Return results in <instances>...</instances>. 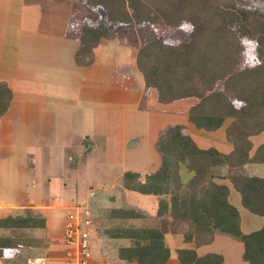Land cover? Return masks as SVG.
Returning a JSON list of instances; mask_svg holds the SVG:
<instances>
[{
    "label": "crops",
    "instance_id": "0c3cea01",
    "mask_svg": "<svg viewBox=\"0 0 264 264\" xmlns=\"http://www.w3.org/2000/svg\"><path fill=\"white\" fill-rule=\"evenodd\" d=\"M2 3H5V11H7L6 13L4 12V15L9 17L10 20L7 22L13 25L14 30L8 33V31L1 30L0 28V49H2L3 52V59L0 58V78L3 80L0 79V83L5 84V87L10 90L8 108L0 117V179L1 176L7 175L8 179L12 181V187H10L9 184L3 186L0 180V219L13 217V215L8 214L15 212L18 207L28 208L36 214H39L36 216L42 217L44 224L43 227L28 228L30 230L27 236L33 238L34 235L32 234H36L37 232V234H42L45 240H47L51 228L50 226L56 224L55 218L52 216L54 215L53 212L56 210L44 209L32 205L19 206L21 203H37V201L34 202L33 197L32 201H30L31 197H28V192L31 189H28V184L32 181L35 182V185L36 182H39L38 184L43 183L44 188L42 193L44 191H47V193H43L41 197H46L47 194V201L50 200L62 204L79 200L84 194L81 193V196L78 195L81 189L82 192L83 190L94 189L92 186H88L80 180L81 176L88 172L89 164L94 165L95 163L98 164L99 162L101 164V162H103L106 164V167H108L106 168L107 170L110 168L109 164L120 166L115 179H109L108 188L103 190V192L110 193V186H114L113 180L119 179L120 181L121 174L126 171L122 168L124 164L125 116L130 111H141L147 114V117L143 121L146 132V138L144 139L146 152H144L145 157L143 158L144 162L142 165L145 166V170H143L142 173L138 172L140 176L151 174L158 168L160 159L154 144L159 131L167 125H179L181 134L194 140L198 148L205 149L213 147L222 153H229L231 151V147L229 146L231 143L227 145V143L218 142L219 145L216 146L201 143V140L208 139L207 134L217 132L220 128H222V131L225 133L229 121H224L223 124L215 130H203V132H207L205 133L206 135H204V133H197L196 131L202 130L195 129L187 120L188 109L196 102L193 101V97L172 100L166 104L157 103L154 90L146 88L143 85L141 74L135 65L136 52L131 54L130 51V55L133 56H130V62L132 59L134 61V70H132V65H130V63H123V59L120 60L121 56L123 57V55H120L122 49L114 53L115 50H113V48L111 49L103 44L108 38H102L104 39L103 42L100 39L101 41L99 40L91 49L90 63L88 65L77 63L74 56L78 48V41L66 36L65 32L71 17H74L75 20L79 19L77 18L79 15L76 14L79 8L85 6L83 3L73 0H5V2L2 1ZM99 8L101 7L98 6V9ZM74 11H77V13ZM90 24L94 23L90 22ZM15 44L16 48H14ZM250 44L253 43L251 42ZM126 50L128 51L129 49ZM24 53L25 55H23ZM244 53L245 52L242 51V55H244ZM125 54L127 53L125 52ZM117 55H119L118 58H116ZM6 58L9 65L8 68L4 67V69L6 68L5 72L2 68L3 63H6ZM21 59H23L24 62H21ZM20 63H24L25 70L32 72H25L26 76L32 74L36 77L33 90H38L37 99L21 95V90L23 89L17 87L11 80V76L15 75L14 73H19ZM127 65H129L131 69ZM118 67H121V69L129 67L128 69L131 71H136L141 77V87L133 80L131 74H126L122 70L118 71ZM113 79L118 81L119 84L115 85ZM132 81H135L134 83L137 84V91L134 88H130L133 87ZM24 93L31 94L27 90L24 91ZM184 100H192L191 102L193 103H190L188 107H181L178 109L170 107L174 113L172 110L165 109V107L175 106V103H180ZM32 106H37L38 113L44 112L47 107V137L40 136V138L43 137L45 141L41 140V142H39V140H34L32 128L29 129V123L26 121L27 117L28 119L31 117L27 116L26 109L31 110ZM61 108L70 115L68 118L69 122H66L64 125L61 124L62 120L60 119ZM159 108H164V111H169V113L159 112ZM73 111L74 113H72ZM22 113V135H19L21 128L18 127V121ZM173 114L180 116V120H176L174 117L168 124L166 123L164 126L160 124L161 120L164 119L166 115L170 117ZM163 115L165 116L160 119ZM168 117H166V119H168ZM6 122L10 124V128L6 125ZM37 126L39 127H35V132H42L43 125L41 126L39 124ZM261 135L264 136V133H259L258 135L250 137L251 142L254 137H259ZM75 136V141H72ZM261 142H263V140L259 143ZM88 143H90V153L83 149V146L86 147ZM147 144L149 145V149L147 148ZM256 145L254 147L252 146V150H254ZM38 147H43V149L37 150ZM70 148H78L76 153L82 156L77 163L74 162L73 157L68 156ZM43 151L47 152V161H49L50 164L47 165L46 171L42 170L43 172L41 171V173H39L36 168V160L38 153ZM102 153L106 155L105 160L100 159V154ZM21 157L25 160L23 161ZM64 162L73 163L69 166H72V169H74L73 171H75V174L71 176L70 174L62 172L63 177H65L67 181V186L63 183L64 181L61 180L62 177L60 174L57 177L49 174L50 168H52V170L54 168L56 171L60 169ZM223 167H225V171H222ZM218 169L220 174L223 175L239 173L242 175L264 176V163H244L234 167L226 165L220 166ZM238 170H242L243 172H238ZM79 171L82 173L78 174ZM31 175L33 178L29 179L28 176L31 177ZM37 176L40 179L39 181L36 179ZM43 176L47 179L41 182ZM29 180L31 181L29 182ZM215 182L228 184L226 179H215ZM13 184H18V187L13 186ZM70 186L75 188L69 189L68 187ZM31 187L34 188V190L37 189L35 186ZM228 187L227 201L237 209L240 229L242 231V221L239 212L242 207L239 203V196L231 185ZM34 190L33 193H35ZM118 191H120L121 195L128 190L121 188ZM232 192L236 194V203L231 202V198L234 194ZM153 196L154 198L158 197L156 195ZM113 197L114 196H108V202L112 201ZM154 206L153 202L149 206L148 211H150L151 214L154 213L156 209V206ZM107 208H131L133 212L132 216L127 218H109L106 215L105 218L108 220H126L133 217L135 212L134 208L128 204L115 205L114 207ZM137 211L142 213L141 215L143 218L148 217V215H146L148 211H143L141 209H137ZM67 212L66 209L63 214ZM167 216L173 220H182L171 217L168 211ZM260 217H262L261 222L256 224L258 225L256 228L242 232H250L264 224V215ZM250 222L253 223L252 220ZM110 225L114 228L118 227L117 230L129 227H155L145 224L140 226L127 225V227L114 224ZM112 227L106 228L104 233H111L110 230ZM3 229L7 230L12 228L0 227V231ZM161 232L163 235V243L168 248V257L162 264H181L177 258V252L181 249L192 251L196 257H202L208 253L219 254L222 258L221 264H246L241 258V243L226 235L217 233H213L211 236H206L204 233L197 235L199 232L194 229L191 230V232H186L179 236L182 242L181 245H178L179 239L177 238V234H166L165 231L162 230ZM184 236L189 238L184 239ZM3 237V235H0V238ZM49 238L51 239L50 234ZM116 238L117 237H111L113 240ZM126 240L130 242L128 238H126ZM229 240L236 242L237 245L233 246ZM220 243L223 245H220ZM45 244H47V241L42 242L40 239L33 238L30 245H35V248L23 245L22 242L14 247H1L0 264H50V260H47V245ZM49 245L52 246L51 244ZM130 245L131 243H129V245L123 244L115 248H112L113 245H103L101 247L104 249L103 253L100 254L97 260H91L92 257H90L89 264H136L135 261L125 260L118 256L119 248ZM26 246L31 248V250L24 248ZM114 252L116 255L115 259L113 258ZM227 256L231 258L230 261H226L225 257Z\"/></svg>",
    "mask_w": 264,
    "mask_h": 264
},
{
    "label": "trees",
    "instance_id": "16d2710c",
    "mask_svg": "<svg viewBox=\"0 0 264 264\" xmlns=\"http://www.w3.org/2000/svg\"><path fill=\"white\" fill-rule=\"evenodd\" d=\"M88 7L100 6L103 20L96 24L77 23L69 19L65 35L78 41L75 61L90 63L91 49L102 38L112 36L111 25L134 23L136 25L156 24L160 18L168 25L191 24L193 31L184 43L166 44L150 30L143 45L136 51L135 65L141 74L143 85L155 92L157 103L166 104L172 100L193 97L197 102L188 109L187 120L198 130L211 131L228 120L226 138L231 143L229 153H222L213 147L198 148L188 136L181 134L180 126L167 125L159 131L154 147L159 155V166L155 172L140 176L135 171H124L120 176L121 187L140 194H163L168 203L167 211L173 218L186 220L198 234L226 235L242 245L241 258L246 264H264V224L250 232L240 229L239 214L235 206L227 201L229 185L238 193L240 206L248 213L264 215V176L242 174H220V166H239L244 163H264V141L250 153V137L264 133V13H256L251 23H241L240 16L233 9L210 10L215 25L209 36L196 37V32L206 30L207 15H189L184 0H171L168 12L182 14L174 20L163 18L151 5L143 0H73ZM163 6V7H164ZM189 11V13H186ZM161 13H164L161 9ZM176 13H170L175 15ZM164 15V14H163ZM195 16V17H194ZM183 21V22H182ZM196 22H201L197 25ZM241 37L254 44L258 63L253 67L238 68L240 64ZM234 41L233 44L232 42ZM239 47V48H237ZM234 49V50H233ZM237 54L230 60L220 76L229 89L214 90L216 73L207 74L205 88L212 90L203 96L196 89L194 78H204V66L219 67L220 54ZM219 54V55H218ZM223 69V68H222ZM225 85V84H224ZM10 102V90L0 83V117ZM180 169L190 172L181 180ZM226 179L228 184L215 182ZM89 217L90 214L88 213ZM109 218L132 216L131 209L112 208ZM42 217H8L0 219L4 228L43 227ZM87 229V228H86ZM88 230V229H87ZM131 245L118 249V256L136 264H162L168 257V248L163 235L156 227H129L122 229ZM88 230V237H89ZM189 237L184 236V239ZM19 242L11 237L0 238L1 247H14ZM181 264H221L219 254L208 253L196 257L192 251L178 250Z\"/></svg>",
    "mask_w": 264,
    "mask_h": 264
},
{
    "label": "rangeland",
    "instance_id": "374dc122",
    "mask_svg": "<svg viewBox=\"0 0 264 264\" xmlns=\"http://www.w3.org/2000/svg\"><path fill=\"white\" fill-rule=\"evenodd\" d=\"M5 2V0H0V28L1 30H6L8 31H13V25H10L7 21L9 20V17L4 15V12L6 13L7 11L4 4L2 3ZM147 3H149L151 5V7L153 8V10L155 11V13L159 14L163 17V18H168L169 20H174V17H179L182 13L179 12V10L177 9L176 12H168V9H166L168 6L170 7V5H166V7L164 6L166 3H169L171 0H143ZM184 4H186L185 7L186 9L188 8H192L193 12L189 13V11H187L186 13H189V15H207L209 17V21L208 22H203V24L207 25V27L205 28L206 30H203L202 32H196V37H204L206 35L209 34V32L207 30H210V28H213L215 25V19L212 20V14L211 12H209L210 10H215L217 8H222V9H233V11H235L241 19V23L245 22V23H251L253 17L255 16V14L258 13H264V0H184L182 1ZM85 5V4H84ZM86 6V5H85ZM81 7L79 8L77 11H74L75 13H77L76 15H79V19H76L77 23H81V22H85L87 24H90V22H93L94 24L99 23L100 21L103 20L104 17V12L101 8L98 9V6L95 7ZM164 6V7H163ZM168 7V8H169ZM164 8V13L160 12L161 9L163 10ZM170 13H176L174 16L170 15ZM164 14V15H163ZM195 17V16H194ZM183 22V21H182ZM197 25H200L201 22H196ZM69 26V25H68ZM67 26V27H68ZM112 32V36H110L107 41H105L103 44H105L107 47L109 48H113L114 53L115 52H119L121 49V54L123 55V57L121 56V59H123V63H130V65H132V70H134L133 68V64L134 61L133 59L130 62L131 58L130 56V51L131 54L133 52H136L145 42L146 37L148 36V32L150 30H152L155 34L156 37L160 38L161 41L163 43L166 44H178V43H184L187 42L190 39L191 36V32L193 31V26L191 24H185L182 23L179 26H173V25H168L165 22H163L162 18L159 19V21L156 24H152V25H148V24H142L141 26H138L134 23H130V24H126V23H119L115 26L111 25L110 29ZM209 36V35H208ZM12 37V35H11ZM241 53H240V64L238 66V68H243V67H253L258 63V60L255 58V52H254V45L250 44V41H247L245 38L241 37ZM102 42L104 39H101ZM100 40V41H101ZM235 40H233V44ZM236 42V41H235ZM127 47V48H126ZM16 48V44L15 47ZM239 48V47H237ZM126 49H129L128 51ZM132 49V50H131ZM234 50V49H233ZM242 51H244V55H242ZM125 52L127 54H125ZM21 53H22V49H21ZM25 55V53L23 54ZM219 55V54H218ZM3 57V52L2 49H0V58ZM119 55L116 56V58H118ZM133 57V56H132ZM237 57V54H235V52L233 53L231 51V53H227L225 54H220L219 56V67L215 66L214 68H212L213 66L209 65L208 63L204 66V78L202 79L200 76H196L194 78V85L196 86V89H200L199 91H203V96L204 98H206V95L211 92L212 90L210 89H206L205 87V82L204 79L207 77V74H211L212 71H214L216 73V77L218 78L216 81H218L215 86H214V90H220L221 88L223 89V87L225 89H229V85H227L226 83H224L225 81L221 78L220 74L222 71H224L226 67H229V63L230 60H233ZM8 58V55H7ZM7 58H6V63H3V70L6 72V68H8V63H7ZM21 62H24L23 59H21ZM232 65V63H230ZM28 65V64H26ZM129 66V65H127ZM233 66V65H232ZM4 67H6L4 69ZM130 67V66H129ZM129 67L122 68L118 67L117 70H122L124 71V73H128L131 74L133 77V80L136 81V83H138L139 87H141V80H140V76L136 73V71H131V67L130 69H128ZM223 68V69H222ZM19 73H14V76H11V80L13 83L16 84L17 87H21L23 90H21V95H24L26 97H30V98H36L37 94H38V90L34 89L33 87L35 86V79L36 77L32 74H30L29 76L25 75V72H30L31 71H27L25 70V66L24 63H20V68H19ZM3 71V72H4ZM131 71V72H130ZM2 75V74H1ZM6 75V74H4ZM1 79V78H0ZM3 80V79H1ZM5 80V79H4ZM114 80V79H113ZM222 80L224 82H222ZM132 81V85L133 87L130 88H134L136 91V86L137 84H135ZM115 85L119 84L118 81L114 80ZM225 84V85H224ZM5 86V84H3ZM37 88V87H36ZM29 89V90H28ZM29 91L31 94H25L24 91ZM137 93V92H136ZM197 98H194L193 101L197 102ZM133 101V99H132ZM192 100H184L180 103H175V106H168L165 107V109L168 110H172V108L170 107H174L176 109L181 108V107H188L190 105V103ZM195 102V103H196ZM194 105V104H193ZM156 108V107H155ZM190 108V107H189ZM22 109V108H21ZM61 114H60V119L62 120L61 124L64 125L66 122H69L68 118H69V113H67V111H64L63 108H61ZM164 108H159L158 110H160L159 112H165V113H169V111H164ZM27 111V116H31L27 117V122L29 123V129L32 128V132H33V138L35 141L39 140V142H41V140L45 141L43 137H47V107L45 108L44 112L42 113H38V108L37 106H32L31 110L26 109ZM173 111V110H172ZM34 112V113H33ZM74 113V111L72 112ZM174 113V111H173ZM10 114L12 116V113L10 111ZM165 115L161 116L160 119H162V117H164ZM147 117V114L141 112V111H130L128 112V114H126L125 116V139H124V153H123V161L124 164L122 166V168H124L125 170L128 171H136V172H140L142 173L143 170H145V166H143V158L145 157V153L146 152V144L144 142V139L146 138V132H145V124L143 123V121L145 120V118ZM166 117H168L166 115ZM166 117H164V119L161 120L160 124L161 125H165L166 123L168 124L170 122V120H172V118L175 117L176 120H180L179 117L180 116H176V115H171L170 117H168V119H166ZM22 121H23V113L20 114L19 116V121H18V127L21 128V131L19 132V135H22ZM43 125V129L42 132L40 131H36L35 132V127H39L37 125ZM6 125L10 128V124H8L6 122ZM39 132V133H38ZM197 133H204V135H206L205 133L207 132H203L202 131H196ZM223 132V133H222ZM31 133V132H30ZM32 134V133H31ZM223 134V135H222ZM24 135V134H23ZM40 136H43L42 138H40ZM76 136L74 137V139L72 141H75ZM207 138L205 140H201L202 144L205 145H212V146H216L219 145L218 142H222V143H227V145L230 143L228 141V139L226 138V134L224 133V131H222V128H220L219 130H217V132H212L207 134ZM264 141V136H259V137H254L252 139V145L253 147L258 144L260 141ZM91 141V140H90ZM198 141V140H197ZM192 142L195 145L194 140H192ZM200 142V141H199ZM196 146V145H195ZM198 146H202V145H198ZM229 146L232 149V146L229 144ZM28 148V147H26ZM30 148V147H29ZM147 148L149 149V145L147 144ZM222 148V147H221ZM43 149V147H38L37 150H41ZM83 149H85L88 153H90V143H88L86 145V147L83 146ZM230 149V150H231ZM78 151V148H70L69 149V155L70 157H73L74 162L77 163L79 161V158L81 159L82 156L78 155L76 152ZM253 150L252 148L250 149V153H252ZM106 155H104L103 153L100 154V159L101 160H105ZM21 159L24 161L25 159L23 157H21ZM90 160V159H89ZM37 164H36V168L38 170L39 173H41V171H46L47 169V165L50 164L49 161H47V152L43 151L41 153H38L37 155ZM73 162V161H72ZM66 164V165H65ZM73 163L71 162H64L63 165L60 167V169L56 170L53 168H50V172L49 174L52 176L57 177L59 174L61 175L62 179L64 182V184H66L67 186V181L65 180V177H63L62 172L65 174H70L73 175L75 174V171H73L74 169H72V165ZM68 165V166H67ZM110 168L107 170L106 168V164H104L103 162H101V164L98 162L95 163L94 165L89 164L88 167V172L85 175H82L80 180H82L83 183L87 184L88 186H92L94 189L93 190H83L81 189V192L78 193L79 196H81V193H84L83 196H81L79 198V200H74L68 203H59V202H52V201H47V194L46 197L42 196L43 193H47V191H43L44 185L43 183L38 184L36 182L29 180V192H28V197H31L30 201H32V197L34 202L37 201V203H21L19 206H39L41 208L44 209H55L56 211H54V215L53 218H55L56 224L50 226V231L49 234L51 236V239L49 238V234L47 236V240H45L44 236H42V234H32L34 235L33 238L35 239H40L42 242L47 241V260H50V264H64V259L65 257V248L64 245V239H63V229H64V222L65 220V214H63V212L67 209V211H74L75 209H79L81 211L82 208H85L86 212L90 214V223L88 224V226L86 227L89 230V239H90V249H91V260L94 259H98L100 257V254L103 253L104 249L101 248L103 245H113L112 248L117 247L118 245H123V244H127L129 245V243H131V241L127 242L126 238H125V231H121V230H117L118 227H112L110 224H114L117 226H124L127 227V225H135V226H140V225H150V226H155L160 228L162 231H165L166 234L171 233V234H177V238L179 239V236L183 235L186 232H191V230H194L195 228L192 226V224L188 221L185 220H173L171 218H169L167 216V208H168V203L166 200V196H164L163 194L157 193V194H153L156 195L158 197L154 198V196L151 195H145V194H139L133 191H125V193L120 195V191H118L119 189H121V184L119 179L113 180L114 181V186H110V193H106L103 192L104 189L108 188L109 185V179L111 180L112 178L115 179L116 174L119 172L120 166H116V164L112 165L109 164ZM66 166V167H64ZM80 167V166H79ZM240 168V167H238ZM123 169V170H124ZM181 171L180 176H181V180H186L189 175L190 172H185L183 171V169H180ZM42 171V172H43ZM222 171H225V167L222 168ZM73 172V173H72ZM238 172H243L242 170H238ZM82 172L79 171L78 174H80ZM57 174V175H55ZM29 179L33 178V176L31 175L28 176ZM10 178V177H9ZM76 178V177H75ZM38 181L40 180L37 176L36 178ZM47 179L45 178V176H43V178L41 179V182H44V180ZM3 186H7L8 184L10 185V187H12V181L8 179L7 175H3L1 176V179ZM20 181V180H19ZM119 182V183H118ZM31 184V185H30ZM13 186L18 187V184H13ZM31 186H35V189L32 188ZM120 187V188H119ZM47 188V187H46ZM69 189H73L75 187L70 186L68 187ZM77 188V187H76ZM35 191V193H33V190ZM94 192V193H93ZM236 192V191H235ZM33 193V194H32ZM234 193V192H232ZM100 194V195H98ZM123 195V196H122ZM108 196H114L112 201L108 202ZM154 199V200H153ZM40 201V202H38ZM153 202V204L156 206V209L154 211V213L151 214L149 210V206L151 205V203ZM231 202L232 203H236V194H233V197L231 198ZM122 204H128L129 206H131L132 208H134L135 212H134V216L126 219V220H108L106 219V214L109 210V208L107 207H114L115 205H122ZM18 206V205H15ZM154 206V207H155ZM131 209V208H128ZM137 209H141L143 211H148L146 213V215H148V217H144L141 215L142 213H139L137 211ZM240 219L242 221V231H247V230H251L253 228H256L261 222L262 217L260 216H255L252 215L250 213H248L247 211H244L242 208H240ZM6 213V212H5ZM62 214V215H61ZM133 214V212H132ZM8 215H13V217H21V218H25L27 219L30 216H35L39 215L36 214L34 211H31L28 208H16L15 212H13L12 214H8ZM55 216V217H54ZM62 216V217H61ZM253 221V223H251L250 221ZM112 227V231L110 230L111 233H104V230L106 228ZM8 228V227H7ZM115 229V230H113ZM29 230L28 228H21V227H17V228H12V229H3L0 231V235H3L4 237H11L12 239H14L15 241L19 242V243H23V245H28L31 246V242L33 240V238L28 237L27 235H29ZM41 233V232H39ZM111 237H117L116 239H111ZM125 239V241H124ZM49 240V241H48ZM231 241V244L237 245L236 242ZM181 239H179V244L181 245ZM49 244H51L52 246H50ZM227 244L229 245L228 241ZM220 245H223L222 243H220ZM172 246V245H171ZM32 248H35V245L31 246ZM27 248V250H31V248H28L27 246L24 247ZM172 248V247H171ZM37 251V250H36ZM33 252V250H32ZM105 253V252H104ZM113 258H116L115 252L113 254ZM226 261H230L231 258H229L228 256L225 257ZM90 260V259H89ZM89 260H88V264H89ZM241 261V260H239ZM229 264V263H228Z\"/></svg>",
    "mask_w": 264,
    "mask_h": 264
},
{
    "label": "built area",
    "instance_id": "2783aa9c",
    "mask_svg": "<svg viewBox=\"0 0 264 264\" xmlns=\"http://www.w3.org/2000/svg\"><path fill=\"white\" fill-rule=\"evenodd\" d=\"M63 239L65 242L64 264H88L91 257L90 239L86 227L90 217L85 208L65 213Z\"/></svg>",
    "mask_w": 264,
    "mask_h": 264
}]
</instances>
